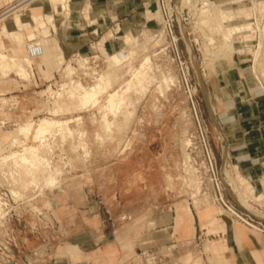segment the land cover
<instances>
[{"label": "rangeland", "instance_id": "374dc122", "mask_svg": "<svg viewBox=\"0 0 264 264\" xmlns=\"http://www.w3.org/2000/svg\"><path fill=\"white\" fill-rule=\"evenodd\" d=\"M0 1L3 3L0 4L1 20L10 6L16 5L19 0L9 3L5 0ZM85 1L79 3V10L84 7ZM251 1L146 0L138 3L133 11H122V4L117 7V15L113 13L114 23L107 17L106 23H103V19H99L100 22L96 18L86 20L85 26H89L92 32L97 28L98 34L74 36L70 40L62 37L61 40L58 34L63 33L62 30L60 27L55 29L56 26H52L54 28L52 37L68 48H77L89 43V50L99 49L103 52L106 45L111 50L110 56L122 49H136L131 64L127 63L124 64L125 67L123 65L121 69H116L107 56L99 76L92 77L94 70L84 71L77 61L79 59L75 55L79 52L71 53V50L65 51L62 48L65 53V60L62 61L64 65L50 68L43 65L47 74L41 70L42 58L29 61L31 64L24 63L23 58L22 62L33 69L29 81L17 77L14 69L13 72H0L2 88L0 94H3L0 96V193L5 192L4 189L9 191L6 197L9 203V210L6 211L8 215L0 221V264H63L60 254L66 245L65 241L68 239L74 241L82 235H87L90 239L92 236L100 239V243L94 239V246L106 243L103 252L118 256V260H123V264H164L174 256L171 253L161 255L159 247L161 248L163 243L162 239L171 241L173 235L178 232V226L172 229L171 226L165 227V224L176 222L179 209L183 221L194 217L200 224H205L210 222V219L205 218L203 212L206 207L211 206L216 209L213 216L218 218L220 224L240 227L247 231L242 222L215 201L209 175L203 168L205 164L199 167L200 163L205 162L204 140H209L218 168L222 170L221 180L226 186L231 184L228 188L236 204L264 218L261 212L264 208V183L250 181L256 193L254 188L248 192L240 184L239 176L236 177L235 172L227 171L226 166H222L220 154L224 135L218 122L210 118L201 91L207 71L216 61L233 59L236 52H242L241 54H244L242 56L250 59L249 54L253 51L254 43L248 42L247 45L238 37L239 32H244L249 25L248 3ZM205 2H209L208 7L215 4L219 9L212 8L210 13L205 15L201 12ZM36 4L45 6L44 13L48 11L46 5L50 9V3L47 1L38 0ZM30 7V5L23 7L20 13H25ZM147 8L150 14L147 13ZM75 9L76 5H72V10ZM218 10L227 13L225 21ZM33 12L31 8L28 11L31 17ZM37 13L42 12L37 10ZM170 13L175 24L174 39L169 36L163 25L164 15ZM158 15L161 19H158ZM81 16L85 17L84 14ZM24 18L21 17V25L26 23L25 27L9 22V30L3 29L6 35L9 33L10 36L2 35L4 45L10 50L9 54L17 45L15 38L19 43H22L20 39L26 35L29 40H35L36 43L38 41L43 43L46 40L44 35L39 36L40 28L34 19L31 18L29 21ZM203 18H208L210 22L204 23ZM127 21L134 33L133 36H129L131 40L126 38V44H123L121 37L124 33V23ZM118 24L122 30L118 28ZM2 25L3 22H0V28ZM223 26L239 29L238 34L234 33L230 40L231 44L226 43ZM110 29L114 36L102 41ZM11 32L15 35H11ZM18 33L21 34L20 37ZM64 34L62 36H65ZM24 42L32 43L26 38ZM191 48L195 54L194 59ZM148 57L151 61L150 68L146 67L144 70L148 71L150 77L142 80L144 82L141 86L145 89L141 93L134 86L138 80L133 74L141 70ZM51 59L43 60L53 62ZM182 61L186 62V65L183 66ZM68 64L76 69L71 78H66L64 72ZM52 72L54 78L49 82L46 77H52ZM85 73L86 78L83 77ZM101 75L113 80L109 92L120 88L123 91L127 85H132V89L125 95L126 99H129L128 103L123 106L124 111L127 105L126 113L134 112L131 127L119 128L122 132L114 127L111 131H105L108 136L100 128L101 108L106 105L107 93L100 97L99 106H88L81 110H74L76 99H71L67 95L61 98L55 96L58 91H62L63 84H69L71 80L88 87L99 83ZM170 78H173L174 82L164 81ZM253 80L258 97L264 102L254 76ZM12 90H22L20 97L5 96V91ZM79 117H82V120L70 122L68 126L70 131L56 129L52 134H48L44 145L34 141L33 137L26 140V145L35 147L39 145V150L50 161V167L44 169L42 166L37 168L36 165L34 168V164L18 162V157L10 158L11 152L24 153L22 145H13L6 139L8 132L15 127L18 128L19 124L29 120L38 123L39 119L43 118L66 121ZM107 118L110 121L115 119L111 113ZM118 120H123L121 115ZM195 161H198V165ZM185 162L188 163L186 165L190 168L195 181L199 183L203 181L199 193L195 190V184L192 181L190 183L189 174L184 168ZM46 169H49L48 173L54 174L56 183L53 186L46 185L42 180V174L47 172ZM25 171H28V177ZM34 172L39 173L35 177L41 176L39 186L30 183ZM168 174L173 177L172 183L167 180ZM151 188H158L157 193H150L153 190ZM226 195L235 202L230 193L227 192ZM259 195L263 196L262 199ZM158 203H164L166 207L162 215L160 209H156ZM187 207L191 208L193 216L189 214ZM79 225H83L80 231L77 227ZM209 229L213 232L207 230L204 233L218 235L222 231L217 226ZM69 231L79 233L70 237ZM212 243L214 242H211L210 246ZM72 250L75 249L71 248L70 251ZM77 251L78 255L73 254V258L68 259L66 264L105 263L102 260L104 253L98 251L90 258L89 255L81 256L80 251ZM207 253L211 264H220L217 255L209 249ZM198 258L201 256L194 259ZM112 261L115 262V258ZM201 264H204L202 259Z\"/></svg>", "mask_w": 264, "mask_h": 264}, {"label": "crops", "instance_id": "0c3cea01", "mask_svg": "<svg viewBox=\"0 0 264 264\" xmlns=\"http://www.w3.org/2000/svg\"><path fill=\"white\" fill-rule=\"evenodd\" d=\"M5 1L9 3L16 0ZM82 1L83 0H70L69 15L58 17L55 29L60 27L63 32L58 34L59 39L62 40V37H66L67 40H70L74 36L84 37L86 34L88 36L98 34L97 28L92 32L89 26H85L87 19L94 18L95 20L96 18L97 21L103 19V23H106L105 19L107 17L111 23H114L115 20L113 18V13H117V7H120L123 4L122 11H133L138 3L146 0H86L84 7L79 10L78 6ZM221 1L225 0H220V2ZM36 2L37 1L33 0H28L27 2L19 0L17 7L10 13H4L3 17L5 15L7 16L5 19L0 20V22H3V25L6 24L7 27L9 26V22L15 24V14L20 13L23 7L25 8L28 6V3H31V9H36L44 13L43 9L45 6L36 4ZM0 4L3 5L1 1ZM13 5L14 4L11 6ZM72 5H76L75 10H72ZM221 6L223 7L224 5L221 4ZM30 8L27 9L25 13H22L23 17H25L24 19H29V21L32 18L31 14L28 13ZM46 9H49L47 5ZM146 11L150 14L148 8ZM27 13L28 17H26ZM83 14L86 18L81 16ZM135 19L137 21V16H135ZM129 27L130 23L128 21L125 22L123 28L124 33L121 37V42L123 44H126V38L128 36H133L134 31L130 30ZM118 28L122 30L119 24ZM53 29L54 28L52 27L51 33L42 43L43 57L47 54V56L53 60H61L64 62L65 53L63 49H65V51L71 50V53L82 52V56L87 55V52H89V43L77 48H68L66 45H61L58 39L52 37V33L54 32ZM3 34H5V32L1 27V53L18 58H28L26 50L27 44L24 42L25 38L29 40L28 35L25 37L23 36L22 43L15 40L17 45L11 49V53L9 54L10 50L6 48L3 42ZM62 34L65 36H62ZM6 36L10 37L9 35ZM113 36V31L110 29L105 34L102 41H104L105 38L110 39ZM242 41L247 45L249 44L244 39H242ZM105 48L111 52L106 45ZM242 55L244 54L236 52V57L233 59L228 58L216 61L215 64L208 69L205 76V88L201 87V91L204 99V106L210 118L212 121L218 122L224 135V140L221 142L220 154L222 166H226L228 171L235 172L236 177L239 174L249 183L250 181H260V183H264V102L258 97L257 87L253 85L254 80L248 63L249 59H246V56ZM43 65H46L47 68L56 66L53 63L42 60L41 70L44 74H47V72L44 70ZM32 71L33 69L31 70L30 78L28 79L16 75L22 80L29 81L31 79V74H33ZM52 75V77L47 76L46 79L51 81V79L54 78L53 72ZM4 93L5 96L12 95L11 98H14L20 97L22 90L5 91ZM2 95L3 94H0V96ZM210 107L213 110L214 116L211 115ZM16 128L17 127L11 129L6 135L8 141H11L14 137ZM169 176L171 175H167V180L172 183L173 177L171 176L172 180H170ZM253 188L255 190L254 186ZM151 189L153 190L150 193H157L158 191V188ZM164 207V203L156 204V209H160L161 215L164 213ZM187 209L189 214L193 216L191 208L187 207ZM215 210L214 207H206L203 216L210 219V222H205V224H200L198 220L194 219V217H192L191 220L183 221L181 209L178 210L176 222L165 224V227L171 226L172 229H175L178 226V232L173 235V240L171 241H165L162 239L163 243L161 244V248L159 247L161 255L171 253L174 256L173 259L166 261L164 264H197L198 262L201 264V259L204 261V264H211L207 249L218 256L220 264H264V233L251 230L245 224L243 225L248 232L240 227H228L227 224L222 225L218 222V218L213 216ZM261 212L264 214V208H262ZM259 218L264 220L263 217ZM214 226L219 227L222 231H225V233H222V231L218 235H207V233H204L207 230H209L210 233L213 232V230L209 228ZM77 227H79L78 231H80L83 225ZM78 231L76 234L71 231L68 233H70V237H72V235H77V233H79ZM94 239L93 236L90 239L87 235H82L74 241H70L69 239L65 241L66 245L63 247L60 254L63 258L62 263L66 264L68 259L73 258V254L78 255L77 250L80 251L81 256L89 255L90 258H92V255L98 251L104 253L103 251L106 243L94 246L93 244L95 240L100 243V239ZM211 242L214 243L210 246ZM68 244H71L72 246L70 247ZM71 248H74L75 250L70 251ZM199 256H201V258H198L197 260L194 259ZM102 257V260L105 262L104 264H123V260H118V256L104 253ZM113 258H115V262L112 261Z\"/></svg>", "mask_w": 264, "mask_h": 264}, {"label": "bare ground", "instance_id": "6f19581e", "mask_svg": "<svg viewBox=\"0 0 264 264\" xmlns=\"http://www.w3.org/2000/svg\"><path fill=\"white\" fill-rule=\"evenodd\" d=\"M24 1L27 2L28 0H24ZM33 1H38V0H33ZM43 1H47V2L50 3V9H48V11L46 13H43V14L42 13H37V10L35 9L34 12H33V14H32V18L34 19V22L40 28V35L39 36L44 35V38H46L51 33V30H50L51 28L50 27L56 26V21H57L58 17L63 16L64 14L65 15L66 14L69 15V12H70V0H43ZM263 2H264V0L261 1V4H263ZM30 4L31 3H28L27 5H30ZM208 5H209V2L208 3L205 2L204 3V7H203V9L201 11L205 15H208L207 13H210V11L212 10V8L213 9L214 8L215 9L216 8L219 9V6H217L215 4H214L215 6L214 5H211V7H208ZM248 6H249V15H250V17H249V25L246 27V30L244 32H239L240 36L238 38H242V39L246 40L247 42H251V44H252L254 42V37H253L252 28H251V23H252V20H251V9H250L251 8L250 7L251 6V2L248 3ZM16 7H17V4L16 5H13V6H10V8L5 13L12 12V10H14ZM21 7H23V6H21ZM218 11L222 14L223 19L224 18L225 19L227 18V13L225 11H221V10H218ZM6 16L7 15H5L4 17H2L1 20L5 19ZM22 16H23L22 13L15 14V16H14V22H15V24L17 26H20L22 24L21 23V17ZM158 17H159V19H161L160 15H158ZM225 19L223 21H225ZM208 21H209L208 18H205L203 20L204 23H207ZM222 24L223 23H221V27H222ZM23 25H21L20 27H22ZM25 25H26V23H25ZM25 25H24V27H25ZM2 28L3 29H6V31L9 30L6 24H4L2 26ZM238 30L239 29L228 28L227 26L225 28V31L222 30L224 32L223 33L224 34L223 36H224L227 44L231 42L230 40L234 36V33H237L238 34ZM11 33L10 34L13 35V32H11ZM18 35H19V37L21 36L20 33H18ZM16 39L17 38H15V40ZM127 39L128 40H131V38L129 36L127 37ZM20 40L22 41L23 40V37ZM28 41L29 42H32V41H35V40H28ZM37 43H39V44L42 45V42H39L38 41ZM226 47H227V45H226ZM26 50H27L28 58H24V59L23 58L14 57V56H10V55H6V54L0 52V71H2V73H8V72L12 71V69H14L13 71H15L16 74L20 75L21 77L26 78V79L30 78V73H31V70H32V66H29V65L24 64V63L25 62L28 63L29 61H33L34 59L32 57H30L29 54H28V44L26 45ZM135 50H127L128 58H127V61L125 63H122L119 60L117 54H115L113 56H110L109 57L110 58L109 61H111L112 64L116 66V69L117 68H120L121 69V66H123L124 64H126V65H127V63L128 64H131L130 62L132 61V58L134 57V54L136 53ZM191 55H192V57L194 59L195 54H194V51L192 50V48H191ZM41 58H42V60L43 59L45 60V59H49L50 57H48L47 54H45L44 57H43V53H42ZM22 59L24 60V63L22 62ZM51 60L53 62H51V61L50 62L51 63H54L58 67H61L62 65H64L61 60H53V59H51ZM86 61H87V57H81L80 63L83 64ZM28 64H31V62L28 63ZM150 64H151V61H150V58L148 57L144 61V63L142 64L141 70H137L136 73H135V75L133 74V77L135 76L136 77V80H138V82H137L133 78V80L135 81L134 86H135V88L137 87L141 91V93L145 89V88H143L141 86V83L144 82L142 80L143 79L145 80V78L150 77V76H148V71L147 70H144V69H146V67L147 68H150ZM118 66H120V67H118ZM123 67H125V65ZM64 70H65V72L67 74V78H71V76L74 74V70H75V73H76V69H74V67L71 64H68L65 67ZM104 75H106V74H104ZM104 75H101V78L99 79V81H100L99 83H97V84H95L93 86L92 85L91 86H88V87L84 86L81 82H75V80L74 81L71 80V82L69 84L68 83L63 84V86H62L63 88H61L62 91L61 92L58 91L55 94V96L57 98H61V97H64V95H67L71 99H76V103L73 105L74 110H78V109L81 110V109L87 108L88 106H93V107L99 106L100 105V97L103 96L105 93H107V98H106V101H105V104L106 105L105 106H102V108H101L102 116H101V120H100V128H101L102 131H104L103 133L107 135V133H105V131L106 132L111 131L114 127H117L118 129L119 128L120 129H125V128L128 129V127L133 122V119H134L135 116H134V112L133 113H126L125 107L127 105L124 107V111L125 112L123 111V106L129 100V99L128 100L126 99L127 96H125V95H126L127 92H129L132 89V85L131 84L127 85V88L125 90H123V91L120 88V89H118V90H116L114 92H109L108 90L111 88V85H113L112 84V81L113 80H112V78L111 79L110 78H106V77L104 78L103 77ZM164 81H166V82H168V81L174 82L173 78L166 79V80L164 79ZM71 85H74V86H71ZM202 87L205 88V86H204L203 83H202ZM52 93H54V92L52 91ZM143 93H145V92H143ZM208 104L210 106L209 101H208ZM135 111H136V109H135ZM153 111H155L154 108H153ZM158 111L159 110L157 109V112ZM210 111H211V115L214 116V113H213V110L211 109V107H210ZM101 112H100V114H101ZM109 113H111V114L114 115V117H115V119H113L114 121L108 120L107 116H108ZM120 115L123 118L122 121H119L118 120V117ZM39 120L40 121L38 123H35L34 120H30L28 122L19 124V127L16 128V130H15V135H14L15 137L11 140V142H12L13 145H15V144L22 145L24 147L23 148L24 153L11 152L10 158L17 159V157H18L19 158L18 162L22 161V162H24L26 164L27 163H31V164H34L35 165V167L33 165L34 168H36V165H37L38 166L37 168H42L43 167L45 169L47 166H49V167L51 166L50 161L48 159H46L44 157V154L39 150V148H38L39 145H38V147H35L33 145H31V146L26 145V142H27L26 140H28L30 137H33L34 141H38V142H40V144L44 145V143L46 141V136L48 134H52L53 131H55L56 129H58V130L61 129V131H63V129H65V130L68 129L70 131L71 129L68 127L69 124H70V122L80 121V120H82V117L76 118L74 120H66V121L55 120V119H50V118H43V119H39ZM93 121L96 122L94 119H93ZM120 129H119V131L122 132ZM102 131H101V135H102ZM96 134L99 136V132H97ZM109 134H111V133H109ZM100 138H99V140H100ZM113 139H115V138H113ZM85 147H87V146H85ZM8 157H9V155H8ZM10 158H8V159H10ZM186 163L187 162L184 163L185 164L184 165L185 166L184 168H185L186 172L189 174L190 183L192 181V183L195 184L194 186H195L196 189L195 188L194 189L196 190L197 193H199L200 192V188H201V183H199L198 181L197 182L195 181V179L192 177V175L190 173V168L187 166L188 163H187V165H186ZM40 166H42V167H40ZM27 168H29V167H27ZM51 168H50V170H51ZM41 170H43V169H41ZM48 170L46 169L47 172H45L46 173L45 176H44L45 173L43 172L44 174H42V176H43L42 177L43 178L42 180H43V182L46 185H52L53 186L56 183V179L54 177V174L48 173ZM192 170H194V169H192ZM38 171H39V169H38ZM195 171H191V172L192 173L193 172L196 173ZM35 172L33 173L34 176L31 178V180H30L31 182L30 183H32L35 186H39L41 184V176L40 177L39 176L38 177H35V176H37V174H39L38 172L37 173H35ZM26 175L28 177V173ZM29 176H31V173L29 174ZM238 176H239L238 177V180H239L240 184L242 185V187L244 186L248 192H251L253 190L252 184L249 183L245 178H243L239 174H238ZM170 180H172V178H170ZM188 188H190V187H188ZM238 195H239V193H238ZM260 197H261V195H259V198ZM262 197H261V199H262ZM2 203H4V201L0 198V204H2ZM2 217H3V211H2L1 206H0V221L2 220Z\"/></svg>", "mask_w": 264, "mask_h": 264}, {"label": "built area", "instance_id": "2783aa9c", "mask_svg": "<svg viewBox=\"0 0 264 264\" xmlns=\"http://www.w3.org/2000/svg\"><path fill=\"white\" fill-rule=\"evenodd\" d=\"M158 1L164 2L165 0ZM251 20V28L254 37V47L253 51L249 54L250 59L248 63L252 75L254 76V79L264 96V2L263 4H261V1L258 0L251 1ZM163 23L164 28L169 34V36L174 39L175 24L173 15L171 13L165 14L163 17ZM175 42H177V40H175ZM42 53L43 47L41 44L36 43L34 41H32L31 44H28V54L33 59H40ZM115 54H117L119 60L122 63H125L127 61V50L122 49L117 51L113 55ZM177 54L179 59L181 60L179 51H177ZM75 56L79 59L78 61L80 63L82 54L77 53ZM107 56L110 57V51H108L105 47H103V52H101L99 49L97 51L89 50V52H87V61L83 64H80L83 67L84 71L94 70L92 72V77H97L99 76V73L102 70V64L106 62ZM181 63L183 66L186 65V62L182 61ZM83 77L86 78L87 74L85 73ZM203 149L205 152V162L203 161L202 163H200L199 167L202 164H205L203 168L206 169L207 174L209 175V180L212 185V192L214 193V198L217 204H219L225 211H227L238 221L245 224L249 229L264 233V220L236 204L237 202L235 201L233 195H231L230 188H228L231 187V184L226 186L221 180L222 170L218 168V162L209 140H204ZM195 164L198 165V161H195ZM202 183L203 181H201V184ZM1 188L3 189L2 186ZM4 191L5 192L0 193V198L4 201V203L0 204V206L3 211V217L6 218V216L8 215L6 211L9 210V203H7L6 197H8L9 191L6 189H4ZM227 192L230 193L232 199L235 202H232L230 199L227 198Z\"/></svg>", "mask_w": 264, "mask_h": 264}]
</instances>
